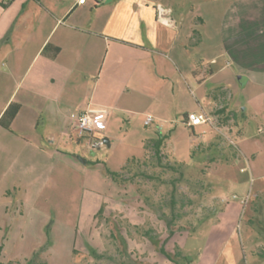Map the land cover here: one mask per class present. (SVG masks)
Returning <instances> with one entry per match:
<instances>
[{"label": "rangeland", "instance_id": "rangeland-1", "mask_svg": "<svg viewBox=\"0 0 264 264\" xmlns=\"http://www.w3.org/2000/svg\"><path fill=\"white\" fill-rule=\"evenodd\" d=\"M240 75L248 73L230 67L199 90L191 77L167 99L172 107L146 98L118 112L114 143L95 155L83 139L88 163H61L39 198L17 209L0 262L264 264V74L247 82ZM215 91L229 105L223 115L221 106L211 111ZM190 110L210 114L214 126L194 133L185 122Z\"/></svg>", "mask_w": 264, "mask_h": 264}, {"label": "crops", "instance_id": "crops-1", "mask_svg": "<svg viewBox=\"0 0 264 264\" xmlns=\"http://www.w3.org/2000/svg\"><path fill=\"white\" fill-rule=\"evenodd\" d=\"M219 1L0 0V241L10 240L17 209L39 198L61 163H88L72 113L109 109L105 131L84 141L95 155L114 143L118 112L146 98L172 107L167 99L188 78L199 90L230 67L248 73L239 76L246 82L264 74V0H231L223 10ZM219 96L211 111L226 113ZM12 103L20 109L7 126L1 119ZM205 124L186 125L195 133Z\"/></svg>", "mask_w": 264, "mask_h": 264}, {"label": "built area", "instance_id": "built-area-1", "mask_svg": "<svg viewBox=\"0 0 264 264\" xmlns=\"http://www.w3.org/2000/svg\"><path fill=\"white\" fill-rule=\"evenodd\" d=\"M9 2L11 0H3ZM86 0H79V3H84ZM101 1V0H96ZM164 8L159 5L158 11L161 16L164 13ZM74 123V128L80 139H86L88 144L97 139L100 133H103L107 127L109 118V109L106 107L90 108L79 113H72L70 115ZM154 118L149 115L145 120V124H151ZM203 123L213 124V117L206 112H191L187 115L186 124L188 126H195Z\"/></svg>", "mask_w": 264, "mask_h": 264}, {"label": "trees", "instance_id": "trees-1", "mask_svg": "<svg viewBox=\"0 0 264 264\" xmlns=\"http://www.w3.org/2000/svg\"><path fill=\"white\" fill-rule=\"evenodd\" d=\"M20 109V104L18 103H12L6 110L5 114L3 115L2 119H1V122L7 126L10 125L11 121L14 119V117L16 116V114L18 113ZM224 110V109H223ZM221 110L220 113L225 114L223 111ZM222 118V117H221ZM227 118V115H225L224 119ZM164 137L165 136H162L161 138H159L156 142H155V148H156V153L160 155V150H161V146H162V143L164 141ZM111 173V171H109ZM112 174V173H111ZM121 173H118V172H115L112 174V177L114 179H118L120 178V175ZM103 209V207L101 208V210ZM100 210V211H101ZM162 251L163 252H166L164 247L162 248ZM0 264H6V263H3V262H0Z\"/></svg>", "mask_w": 264, "mask_h": 264}, {"label": "water", "instance_id": "water-1", "mask_svg": "<svg viewBox=\"0 0 264 264\" xmlns=\"http://www.w3.org/2000/svg\"><path fill=\"white\" fill-rule=\"evenodd\" d=\"M240 79H241V81H245V77L244 76H241Z\"/></svg>", "mask_w": 264, "mask_h": 264}]
</instances>
